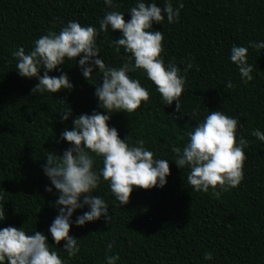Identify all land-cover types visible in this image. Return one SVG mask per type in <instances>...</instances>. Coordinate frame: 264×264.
I'll use <instances>...</instances> for the list:
<instances>
[{"label":"trees","instance_id":"1","mask_svg":"<svg viewBox=\"0 0 264 264\" xmlns=\"http://www.w3.org/2000/svg\"><path fill=\"white\" fill-rule=\"evenodd\" d=\"M113 2L115 9L104 0H0V208L6 216L0 229L23 227L27 234L44 233L65 264H106L105 257L112 255L119 256L116 264H264V142L250 134L257 129L264 133V49L258 52L249 46L264 42V0H171L174 8L184 5L178 21L169 24L165 17L152 28L163 33L165 64L174 61L182 75L187 63L193 64L186 74L180 111L175 102L164 105L155 86L137 71L129 76L149 91V101L132 114L113 113L108 122L130 146L143 140L155 159L168 160L166 184L148 191L134 189L129 203L120 206L101 180L92 194L106 202L110 221L102 217L77 227L76 218L89 210L77 209L69 235L78 239L79 252L71 259L64 242L57 247L52 240L48 229L58 215L54 205L59 193L45 190L51 184L42 168L47 152L62 155L71 147L60 136L72 129L74 118L94 111L107 114L94 95L101 74L94 69L86 81L77 57L75 63L65 62L49 73H66L73 90L32 94L38 80L20 77L11 53L19 47L30 52L39 37L59 34L69 21L99 32V20L108 11L118 10L130 20L129 9L137 0ZM144 2L163 7L166 0ZM120 36L109 29L96 39L97 58L108 67L119 68L127 58L122 48L118 53L113 46ZM233 45L248 49L253 80L247 84L230 60ZM69 106L71 116L62 122L60 115ZM216 110L240 122L237 141L241 136L249 141L242 182L219 196L211 189L195 192L187 183L190 169H179L171 151L173 146L183 149L189 142L186 134ZM101 167L97 158L94 169ZM206 252L212 253L211 260L204 259Z\"/></svg>","mask_w":264,"mask_h":264},{"label":"clouds","instance_id":"2","mask_svg":"<svg viewBox=\"0 0 264 264\" xmlns=\"http://www.w3.org/2000/svg\"><path fill=\"white\" fill-rule=\"evenodd\" d=\"M108 8L117 7L113 0H104ZM183 3L173 7L171 0H166L163 7L156 3H145L137 0L129 9L130 20L125 21V14L108 11L99 20V32L93 26H82L77 21H69L59 34L49 32L39 37L30 52L19 47L12 51L17 61V73L22 78H36L38 83L31 90L35 93L56 94L61 91L73 90V84L66 73L57 76L49 73L57 70L65 62H76L83 78H92L94 69L101 74V81L95 86V97L98 99L99 111L91 115L82 114L72 121V129H65L60 139L71 147L62 155L47 152L46 163L42 168L50 181L51 187L59 193L55 202L58 215L48 229L52 240L58 247L64 242L63 250L69 259L79 252L78 239L69 235L71 217L77 209L88 207V211L75 220L77 227L94 222L102 217L108 223L111 219L109 207L98 195L92 193L101 180L106 182L112 195L120 206L127 205L134 189L151 190L163 188L166 177L170 175L169 162L166 159H155L154 153L146 150L144 141L139 140L130 146L126 139L119 137L115 127H109L113 113L132 114L142 102L150 99L149 91L141 86L138 79H132L129 73L143 71L146 78L155 86L164 105L171 106L175 102L176 111L181 109L180 97L186 83V74L193 68L187 63L184 75L174 61L165 64L162 58L163 33L153 30L152 25L161 24L165 17L169 24L179 19ZM120 32V38L114 40L113 46L119 53L121 48L127 55L123 66L108 67L99 56L96 39L100 33ZM250 47L258 52L264 49V42H250ZM248 49L233 45L230 60L238 68L242 83L253 80L252 65L247 62ZM43 70V76L40 72ZM199 71V68H196ZM97 73V72H95ZM234 85L229 81L227 88ZM64 103L63 101H61ZM203 122L188 132V143L181 149L173 146L171 151L176 154L175 164L179 169L188 167L187 183L197 193H208L213 196L236 188L243 180V164L247 159L244 149L249 141L243 136L237 141V129L240 122L227 116L221 110L209 111ZM71 116V108L60 115L61 121ZM264 142V133L258 129L250 133ZM102 161V167L94 169L96 159ZM219 189V191H218ZM82 198V202H81ZM5 209L0 208V221H5ZM112 243L108 250H112ZM118 255L106 256V264H116ZM205 260L212 259V253L204 254ZM0 264H65L57 251L50 249L47 237L40 231L27 234L22 228L5 227L0 229Z\"/></svg>","mask_w":264,"mask_h":264}]
</instances>
